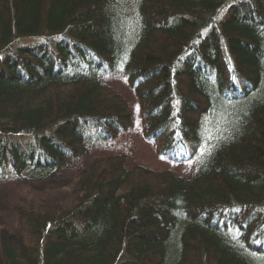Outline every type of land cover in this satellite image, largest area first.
<instances>
[{"label":"trees","instance_id":"16d2710c","mask_svg":"<svg viewBox=\"0 0 264 264\" xmlns=\"http://www.w3.org/2000/svg\"><path fill=\"white\" fill-rule=\"evenodd\" d=\"M185 176L109 149L133 128ZM0 264H264V0H0ZM67 206V207H66Z\"/></svg>","mask_w":264,"mask_h":264},{"label":"rangeland","instance_id":"374dc122","mask_svg":"<svg viewBox=\"0 0 264 264\" xmlns=\"http://www.w3.org/2000/svg\"><path fill=\"white\" fill-rule=\"evenodd\" d=\"M106 82L126 101L133 121V128L122 134L110 145L109 149L125 155L127 163L131 165H142L156 171H171L180 176L187 175L189 167L162 159L155 146L144 137L140 105L136 93L127 81L123 77L116 76L107 79ZM45 187L46 185L16 181L0 183V227L15 233L17 223L15 208L17 206L52 212L62 208L68 202L69 189L58 188L47 192L48 188Z\"/></svg>","mask_w":264,"mask_h":264}]
</instances>
